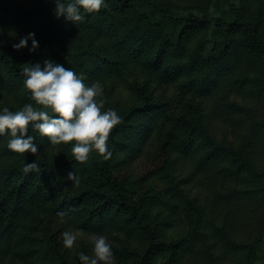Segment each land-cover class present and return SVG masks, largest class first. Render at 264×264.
Segmentation results:
<instances>
[{"label":"trees","instance_id":"obj_1","mask_svg":"<svg viewBox=\"0 0 264 264\" xmlns=\"http://www.w3.org/2000/svg\"><path fill=\"white\" fill-rule=\"evenodd\" d=\"M105 2L108 8L85 14L84 22L74 25L55 17L52 0H0V31L30 27L19 42L29 33L38 42L35 51L24 53L13 48L16 42L0 44L3 108L17 111L34 103L24 89L22 71L39 59L42 67L49 59L87 76L104 72L123 77V68L130 66L163 72L170 80L198 64L191 89L207 103L193 105L190 116L179 120L170 145L179 156L195 157L200 167L222 169L223 179L231 182L234 177L238 185L227 193L213 191L209 208L188 197L171 160L160 168V189L139 191L115 176L120 153L142 136V123L151 118L158 122L167 114V104L150 100L147 82L139 85L134 77L128 86L135 102L119 107L108 102L105 109H115L122 120L109 136L112 154L107 160L93 151L86 163L76 162L71 144L52 146L31 128L28 134L39 151L20 155L8 149L10 136L0 135V224L5 225L0 258L28 256L35 238L26 229L31 207L45 185L56 182L67 189L71 181L65 177L73 171L84 188L64 200L59 211L90 234L120 224L126 238L120 252L130 264H157L159 257L162 264H183L187 257L193 264H222L223 259L212 255L213 246L231 257L232 264H264V0ZM70 26L83 30L87 44L73 38ZM26 45L31 48L32 40ZM251 99L255 108L249 106ZM227 124L244 130L239 142L218 138ZM32 161L40 172L25 174V163ZM227 197L234 201L229 207L233 223L219 210ZM173 228L178 236H168ZM49 253L56 264H80L78 256L60 252L56 242Z\"/></svg>","mask_w":264,"mask_h":264},{"label":"rangeland","instance_id":"obj_2","mask_svg":"<svg viewBox=\"0 0 264 264\" xmlns=\"http://www.w3.org/2000/svg\"><path fill=\"white\" fill-rule=\"evenodd\" d=\"M5 1L7 3L14 2V0ZM17 1L24 2L25 0ZM29 28L19 26L10 33L0 31V36L3 35L4 39L2 46L12 44L13 42L19 43V37L27 33ZM70 28L72 29L71 35L73 38L82 44H87V35H85L81 28L77 26H70ZM29 49L30 46L26 45L18 51L24 53ZM38 62L40 63L41 59ZM198 68V64L194 67H189L182 72L181 77L176 80L172 79L173 81L163 72L152 73L144 71L142 68H131L130 66L123 68V77L120 75H105L104 72H96L94 76H87L78 72V75L85 77L84 82L88 86H91L93 82L99 81L104 89V98L108 102H113L118 107L123 105L129 106L135 102V94L128 86V82L133 81L134 77L137 78L136 81L139 85L147 82V96L150 100L165 102L167 104L165 118L160 119L158 122H155L153 118L143 122L142 136L137 139L138 141H136L130 150L120 153L118 158L121 160V165L116 169L115 176L121 180H125L139 191L147 187H158L160 189L164 184L160 168L165 162L171 160L173 162L174 173L178 180L183 181L181 182L182 187L188 197L193 198L200 205L208 206L211 204L213 191L218 189L223 193H227L228 188L230 190L235 189V185L238 184L235 182L234 177H230L232 178L231 182H226L223 179L226 178V174L222 169L216 167L217 169L210 170V168L200 167L195 157L179 156L170 145V141H172L174 135L179 131V120L190 116L193 111V105L198 103L205 105L207 103L206 99H200L195 91L191 89L190 82L197 75ZM108 102L105 104V109ZM255 103L254 99H251L249 106L255 108ZM2 108L3 103L0 102V109ZM246 133H249L248 128H246ZM218 134V138L225 141L239 142L244 135V130H234L232 126L227 124L218 131ZM219 172H222V175ZM220 181L223 182L221 185ZM83 188V185L74 187L72 182H70L67 189L60 188V185L56 182L42 187L41 199L31 207L29 216L26 219V229L35 237L32 238L33 245L28 251V256L22 258L12 254L6 259L0 258V264H46L47 262L48 264H56L57 258L49 253L52 242L53 244L54 242L57 243L60 252H64L72 258L78 256L80 252L91 255L93 245L89 240V236L92 234L107 237L115 256V264H130L127 257L120 252L126 246V238L120 224L98 233L90 234L83 231L84 236L76 241L73 249L68 250L63 247L62 233L80 229L74 219H69L66 216L64 221L61 222L56 213L59 211L64 200L75 192L83 190ZM219 204L222 205L219 209L221 216L233 223L229 207L234 204V201L229 200L227 197ZM208 207L211 208L210 206ZM4 228L5 225L0 224V233ZM173 230L168 236L179 235V231L176 228H173ZM51 236L55 238H50ZM239 239L246 241L249 238ZM218 249V247L213 246L212 255L223 259L222 264H232V258L226 254H220L221 251ZM162 262V258L159 257L157 264H162ZM183 264H193V258L187 257L183 260Z\"/></svg>","mask_w":264,"mask_h":264},{"label":"clouds","instance_id":"obj_3","mask_svg":"<svg viewBox=\"0 0 264 264\" xmlns=\"http://www.w3.org/2000/svg\"><path fill=\"white\" fill-rule=\"evenodd\" d=\"M52 2L55 4V17H63L66 22L74 25L84 22L85 14L108 8L105 0ZM33 36V33H29L13 48L19 50L31 39L29 51H35L38 42ZM22 75L25 77L24 89L34 103H26L17 111H11L8 107L0 111V135L10 136L7 144L10 151L20 155L38 153L34 137L28 134L31 128L46 137L52 146L71 144V154L81 164L89 160L93 151L104 160L111 157L109 136L122 120L115 109L105 110L108 101L104 98V89L99 81L88 86L83 75L49 59L43 61V67L40 63L28 64L23 68ZM23 172L39 173L40 168L35 161L26 162ZM65 179L71 181L73 186L80 183L79 176L73 171H69ZM56 215L63 222L67 213L58 211ZM83 236V230L63 232V247L73 249L76 241ZM89 240L93 245L92 253H79L80 264H115V256L107 237L92 234Z\"/></svg>","mask_w":264,"mask_h":264}]
</instances>
